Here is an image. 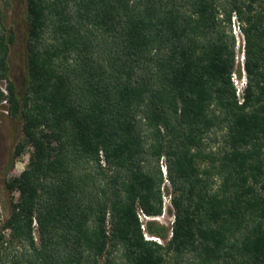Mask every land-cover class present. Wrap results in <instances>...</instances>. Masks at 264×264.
I'll list each match as a JSON object with an SVG mask.
<instances>
[{"label": "trees", "instance_id": "obj_1", "mask_svg": "<svg viewBox=\"0 0 264 264\" xmlns=\"http://www.w3.org/2000/svg\"><path fill=\"white\" fill-rule=\"evenodd\" d=\"M27 14L19 89L0 5V102L23 119L14 157L31 147L6 183L19 200L0 208V264H264V0H27ZM166 195L172 224L144 226Z\"/></svg>", "mask_w": 264, "mask_h": 264}, {"label": "rangeland", "instance_id": "obj_2", "mask_svg": "<svg viewBox=\"0 0 264 264\" xmlns=\"http://www.w3.org/2000/svg\"><path fill=\"white\" fill-rule=\"evenodd\" d=\"M0 5L5 12V21L9 28L15 33V40L11 43L10 49V68L11 80L19 89L22 88L28 73L27 58V32L28 14L27 0H0ZM241 46L238 48L237 57L241 62L243 54L242 37L239 36ZM240 64H238L239 66ZM241 66V65H240ZM237 74V85H241V79L245 71ZM9 81L1 80L0 89L7 91ZM23 137V119L13 116L10 110V103L0 102V208L3 218L6 219L12 210V200H19L17 191H10L7 188V181L15 175L20 174L29 161L31 147H27L24 154L18 158L14 157L15 146ZM171 206L168 205V208ZM159 218L160 223L171 225L174 215L169 209ZM163 241V240H162Z\"/></svg>", "mask_w": 264, "mask_h": 264}, {"label": "built area", "instance_id": "obj_3", "mask_svg": "<svg viewBox=\"0 0 264 264\" xmlns=\"http://www.w3.org/2000/svg\"><path fill=\"white\" fill-rule=\"evenodd\" d=\"M233 28H234V33L239 37V36H241L242 37V45H243V54H242V56H241V59H242V61L240 62L239 61V56L237 57V63L238 64H240L241 65V68L243 69V71H244V69H245V40H244V35H243V32H242V30H241V28H240V24H239V21L237 20V18L236 17H234V24H233ZM238 40H239V38H238ZM241 46V43L238 41V48ZM233 80H234V82H235V84H236V86H237V88H238V95L242 98V95H243V93H244V87H245V85H246V75H244V77L241 79V85H237V80H238V78H237V74L236 73H234V75H233ZM161 164H162V169H163V171H164V174L165 175H167V165H166V162H165V159H163L162 161H161ZM165 203H166V208H165V211H167V207H168V205H172L171 204V197L169 196V195H166L165 196ZM139 216L141 217V219H142V221H143V223H144V226H145V223H146V221L147 220H149L151 217H149V216H147L146 214H145V212L142 210V209H139Z\"/></svg>", "mask_w": 264, "mask_h": 264}, {"label": "bare ground", "instance_id": "obj_4", "mask_svg": "<svg viewBox=\"0 0 264 264\" xmlns=\"http://www.w3.org/2000/svg\"><path fill=\"white\" fill-rule=\"evenodd\" d=\"M168 208V207H167ZM162 216V215H161ZM161 216H157V217H152V218H150V219H159ZM153 238H155V237H153Z\"/></svg>", "mask_w": 264, "mask_h": 264}]
</instances>
